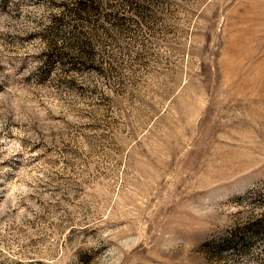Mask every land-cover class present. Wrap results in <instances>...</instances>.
Masks as SVG:
<instances>
[{
  "label": "rangeland",
  "instance_id": "374dc122",
  "mask_svg": "<svg viewBox=\"0 0 264 264\" xmlns=\"http://www.w3.org/2000/svg\"><path fill=\"white\" fill-rule=\"evenodd\" d=\"M0 264H264V0H0Z\"/></svg>",
  "mask_w": 264,
  "mask_h": 264
}]
</instances>
